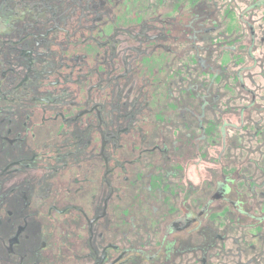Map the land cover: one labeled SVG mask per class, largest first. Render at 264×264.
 Masks as SVG:
<instances>
[{
	"label": "rangeland",
	"instance_id": "1",
	"mask_svg": "<svg viewBox=\"0 0 264 264\" xmlns=\"http://www.w3.org/2000/svg\"><path fill=\"white\" fill-rule=\"evenodd\" d=\"M261 209L264 0H0V264L159 254L167 225L170 264H264Z\"/></svg>",
	"mask_w": 264,
	"mask_h": 264
},
{
	"label": "trees",
	"instance_id": "2",
	"mask_svg": "<svg viewBox=\"0 0 264 264\" xmlns=\"http://www.w3.org/2000/svg\"><path fill=\"white\" fill-rule=\"evenodd\" d=\"M229 188L227 189V192H229ZM225 195V194H224ZM216 197H218V195H216ZM221 198V197H219ZM211 206L212 202H207V207ZM188 207V206H186ZM181 221V219H176L174 221H172L171 224H175V231L176 232H182L186 229H188L189 227H191L193 225L192 220H190L187 224H184L183 226L180 225L178 222ZM196 222V221H195ZM194 222V223H195ZM179 224V225H178ZM169 230H168V225L164 227L163 229V236H162V240L163 242L165 241L166 246H164L161 250V253L159 254H154V253H147L146 251H137V250H132V251H117L118 254L116 256L113 257V259L108 262L107 264H137L140 263L143 259H147L148 262L150 264H160L161 261L164 262H169L170 259L172 260V255L174 254V251L177 250V245H175L173 242H170L168 240L169 237ZM104 251H106L107 249H103ZM164 258V259H161ZM174 258V257H173ZM172 261L169 262V264ZM97 264H104L103 261L97 263Z\"/></svg>",
	"mask_w": 264,
	"mask_h": 264
},
{
	"label": "crops",
	"instance_id": "3",
	"mask_svg": "<svg viewBox=\"0 0 264 264\" xmlns=\"http://www.w3.org/2000/svg\"><path fill=\"white\" fill-rule=\"evenodd\" d=\"M230 195V194H229ZM219 199H221V198H219ZM219 200H217L216 202H214L213 204H211L212 206H214V204L215 203H217L216 205H220V202H218ZM230 203V206H231V202H229ZM237 203V202H236ZM239 206V205H238ZM247 213V209L245 208V210H241V214L239 213V211L237 210V214H236V218H237V215L239 216V225L241 226L243 223H245V221H247L248 220V218L250 219L251 218V216L250 215H246V214H244V213ZM260 214H264V211H262V209H261V213ZM260 222V220L258 221V219H255L254 221H253V223H251L249 226H246L247 228H248V232H247V234L249 235V237H252L253 236V241L257 238V234H258V230H259V228L260 227H262L263 225H264V221H263V223L261 222V223H259ZM255 223H257V224H255ZM238 226V225H237ZM241 228H243L242 226H241ZM197 230L199 231V232H201V231H203V230H206V228L205 227H203V225L201 226V227H199V228H197ZM257 230V231H256ZM234 234H236V235H238V236H241V234H242V232L240 231H238V232H235ZM246 234V235H247ZM235 237L236 238V240H234V241H229V235L226 233L225 234V232H224V234H223V236H222V239H224V241H225V243L227 242V243H230V242H234L235 244H229V246H228V244H226L224 247H221V248H223V250H226L227 252H239L241 255H242V257L243 258H245V257H249L250 255H252L253 254V247L252 246H247V244H244L243 242H241V238L240 237ZM239 243V245H237Z\"/></svg>",
	"mask_w": 264,
	"mask_h": 264
}]
</instances>
